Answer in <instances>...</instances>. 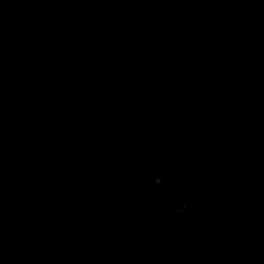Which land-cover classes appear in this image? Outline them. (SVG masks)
I'll return each mask as SVG.
<instances>
[{
    "label": "clouds",
    "instance_id": "1",
    "mask_svg": "<svg viewBox=\"0 0 264 264\" xmlns=\"http://www.w3.org/2000/svg\"><path fill=\"white\" fill-rule=\"evenodd\" d=\"M154 182H155V184L159 185V184H162L163 183V180L160 177H156ZM189 203H190V201L189 202H186L185 205L182 208H180V209L177 210V212L179 214H183L184 209L187 208V206H188Z\"/></svg>",
    "mask_w": 264,
    "mask_h": 264
}]
</instances>
